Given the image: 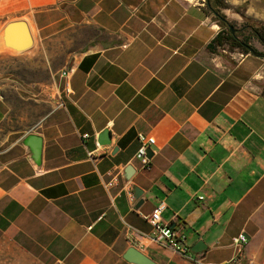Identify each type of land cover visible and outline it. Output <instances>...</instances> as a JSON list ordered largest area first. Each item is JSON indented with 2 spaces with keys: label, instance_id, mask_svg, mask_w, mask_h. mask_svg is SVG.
I'll return each instance as SVG.
<instances>
[{
  "label": "crops",
  "instance_id": "crops-1",
  "mask_svg": "<svg viewBox=\"0 0 264 264\" xmlns=\"http://www.w3.org/2000/svg\"><path fill=\"white\" fill-rule=\"evenodd\" d=\"M220 1L0 0V28L23 19L33 38L0 50L3 264H134L130 247L226 264L239 234L240 264H264V46L246 27L264 0ZM212 5L255 53L234 52ZM160 203L185 254L151 238Z\"/></svg>",
  "mask_w": 264,
  "mask_h": 264
},
{
  "label": "water",
  "instance_id": "water-1",
  "mask_svg": "<svg viewBox=\"0 0 264 264\" xmlns=\"http://www.w3.org/2000/svg\"><path fill=\"white\" fill-rule=\"evenodd\" d=\"M229 29L233 32L234 28L229 26ZM33 43L32 34L30 32L28 23L23 19L11 20L8 21L0 30V47L5 50L11 52H22L31 47ZM249 51L251 53H255V51L250 48ZM29 136L26 137L25 141ZM39 142V140H38ZM98 142L101 145H109L110 144V133L108 131H103L98 136ZM32 153L34 155L39 154V143L36 144L34 148H32ZM152 154V150L150 147L146 149V155L149 158ZM132 172L131 165H128L125 169V176L128 178L130 173ZM142 192L138 187H134V196L136 199H139ZM204 248L203 243L198 241L193 249V252H199ZM124 258L131 263L134 264H154L152 260L143 254L141 251L136 249L135 247H130L127 249L124 254Z\"/></svg>",
  "mask_w": 264,
  "mask_h": 264
},
{
  "label": "built area",
  "instance_id": "built-area-1",
  "mask_svg": "<svg viewBox=\"0 0 264 264\" xmlns=\"http://www.w3.org/2000/svg\"><path fill=\"white\" fill-rule=\"evenodd\" d=\"M240 55L242 56V54ZM138 139L141 142V145L137 150L136 156L142 161L143 164H146L148 161L146 155V149H147L146 145L154 143V138L147 137L145 135H139ZM98 151L99 148L93 151H88V156L96 160L102 156V153ZM200 198H202V196ZM163 208H164V204L160 203L151 214L146 216V220L151 224L154 231L153 232L154 236L153 237L151 236V238L163 242L165 244H168L173 249H175V251L181 254H185L188 251V245L185 242V237L179 235L174 229H172L169 226L168 223H165L161 219V211ZM129 233H131V229H129ZM246 242H247V238L244 234H239L233 238L232 245L235 250V255L226 264H240L244 254L243 251ZM195 264H213V263L204 261L202 258H197L195 260Z\"/></svg>",
  "mask_w": 264,
  "mask_h": 264
},
{
  "label": "trees",
  "instance_id": "trees-1",
  "mask_svg": "<svg viewBox=\"0 0 264 264\" xmlns=\"http://www.w3.org/2000/svg\"><path fill=\"white\" fill-rule=\"evenodd\" d=\"M215 1H216L217 6H225V3H223L222 1H220V0H215ZM210 9L214 13L215 18L220 22V24H223L225 26H232L233 25V24L231 25L226 20L225 15L223 13H221L220 9H218L217 7L215 8L213 5L210 6ZM246 27H248L250 29L252 35L255 36L264 46V28L263 27L262 28L261 27H255L254 25H249ZM233 28H234L233 32L230 29H228L227 39L230 40L232 47H238V48H241L242 50H244L245 52H248V50L252 47L247 43V41H245L243 39V37L239 39L237 37V34H236L238 29H236L235 27H233ZM253 50L255 51V49H253Z\"/></svg>",
  "mask_w": 264,
  "mask_h": 264
},
{
  "label": "rangeland",
  "instance_id": "rangeland-1",
  "mask_svg": "<svg viewBox=\"0 0 264 264\" xmlns=\"http://www.w3.org/2000/svg\"><path fill=\"white\" fill-rule=\"evenodd\" d=\"M259 27H263L264 28V26L263 25H261V26H259ZM2 28H0V30H1ZM230 50H232L233 51V49H232V47H230L229 48ZM0 50L1 51H4L5 49L4 48H2V47H0ZM240 50H242L241 48H237V49H235V51L234 52H236V53H240ZM3 68V60L0 58V74L2 73V69ZM2 252H1V249H0V264H3V259H2Z\"/></svg>",
  "mask_w": 264,
  "mask_h": 264
}]
</instances>
